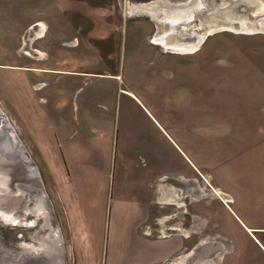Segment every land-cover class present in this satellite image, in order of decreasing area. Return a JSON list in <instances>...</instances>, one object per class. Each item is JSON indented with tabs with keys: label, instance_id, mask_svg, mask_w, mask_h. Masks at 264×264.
Here are the masks:
<instances>
[{
	"label": "rangeland",
	"instance_id": "1",
	"mask_svg": "<svg viewBox=\"0 0 264 264\" xmlns=\"http://www.w3.org/2000/svg\"><path fill=\"white\" fill-rule=\"evenodd\" d=\"M155 1L0 0V127L51 212L37 216L31 189L33 212L0 218V264H31L22 242L51 217L64 264H264V0H168L195 2L177 27L138 7ZM167 30L201 43L153 42ZM53 124L68 152L89 155L81 139L94 137L106 171L52 167L34 133L52 140ZM146 185L161 193L150 205ZM8 195L0 186V205ZM173 236L181 248L164 257Z\"/></svg>",
	"mask_w": 264,
	"mask_h": 264
},
{
	"label": "crops",
	"instance_id": "2",
	"mask_svg": "<svg viewBox=\"0 0 264 264\" xmlns=\"http://www.w3.org/2000/svg\"><path fill=\"white\" fill-rule=\"evenodd\" d=\"M16 109H17L19 115H22L21 108L19 106V103H17V102H16ZM22 117H23V115H22ZM61 128H62L61 125L58 127L55 124L51 125L49 132L52 131L51 134L53 135V139L48 140V141L45 140V136L42 133H39V131H36V133H34L35 137L38 138V143L40 144L41 149H43L44 152H47L49 154L48 157L52 163L51 164L52 167H54V168L65 167L67 172L69 173V176H70L71 175V169H72L71 168V162H72L76 167H81L83 170H85L86 176H88L89 173L93 174V172H95V170H97L98 173L100 171H102V174H103V170L106 171V165H105L106 159L102 156V152H101L102 146H99L100 144H98L95 141L96 139L94 140V137H91V136H89L88 138H82L81 139L80 145H86V150H88L90 152L89 153L87 151L89 153V155H87L85 157L82 154L80 149H76L74 151V153L68 152L71 150V147L76 146L77 144H75L72 140H71L72 141L71 142L70 141L71 138L66 137L63 134V130ZM14 136H15V134H14ZM15 139H16V136L14 137V140ZM15 144L17 145L16 142H15ZM94 168H96V169H94ZM83 180H84V178H83ZM192 181H194V179H192ZM195 181H196V183H198L199 180L197 178H195ZM163 184L164 183L162 182V179L158 178L157 179V187H158L159 191H160V185H163ZM146 186H148V185H146ZM173 187H176V183L175 184L171 183V187H169V188L171 189ZM169 188L167 187V189H169ZM148 191H149V193H148L146 199H144L145 200L144 202L146 204V200H147L148 204L150 205L149 202L151 201L152 196H154L155 191H152V189H150V186H148ZM159 191L156 192V194H155L156 196H159L161 194ZM83 196H84V194H83ZM83 196L80 194V197H77V196H75V197L77 200H79L78 203L80 204V209L83 210L84 214L85 213L87 214V211H88V215H89L90 213L88 210V205L85 203V200H84V197L86 200H87V198H86V196H84V197ZM93 203H94V201H90L91 206H93ZM83 206H85L86 208L84 209ZM144 207H145V205H144ZM133 228H132V230H130V231H132V232H130V234H132L131 239H135V238L141 239V235L139 234V230L141 231L142 228L139 230H135L134 225H133ZM149 228H150V226L147 229L148 231L143 232V234L145 236L147 235V237L157 236L158 229H155L154 227H152V229H150V231H149ZM147 232L149 234H146ZM158 239H161V238H158ZM162 241L164 242L165 247H167V249H168V250H166L164 257L173 256L181 248L182 243L177 241V238H175L174 236L162 238ZM166 241H167V243H166ZM164 257L161 256L160 261H162Z\"/></svg>",
	"mask_w": 264,
	"mask_h": 264
},
{
	"label": "bare ground",
	"instance_id": "3",
	"mask_svg": "<svg viewBox=\"0 0 264 264\" xmlns=\"http://www.w3.org/2000/svg\"><path fill=\"white\" fill-rule=\"evenodd\" d=\"M194 3L195 2H192V3L190 2L188 4L178 6L176 4L166 2V0H157V1H155L149 5H143V7H145V9H149V8L150 9L161 8L162 10L165 9L166 15L164 16V19H166L170 23H173L175 25V27H177L176 25L178 23H180L183 19L191 18L192 10H193L192 4H194ZM176 30H178V29H176ZM177 33L175 30H170V31L167 30L164 33H159V34L155 35L153 42L161 44L163 46H166L167 48L187 49V51L189 49L193 50V49L198 48V45L201 43L200 42L201 37L196 36L194 40H193V37L188 38L187 42H189V45H185V46L184 45H178V44H176V42L174 41V38H173V37L178 36ZM180 51H182V50H180ZM0 132H3L4 136H6L5 138H7L10 142H11V138L15 137L14 133H9L7 131V128H4V126L0 127ZM0 137H1V134H0ZM14 146H16V145H14ZM4 163L5 162H1L0 167H2V165ZM25 171H26V169H25ZM12 174H13V176L15 174L16 177H20V175H21V174L14 172V171L12 172ZM25 182L37 187L41 191V195L43 194V196L46 197V193H45L46 191L44 189V183H43L42 178L40 177V175L38 173H36L35 177H30V176L26 177ZM9 185H12L13 194L10 197L5 199V206L1 209V215L8 222H11L13 224H17L21 221V219H20V216L18 214H16V211H18V209L19 210H23V209L27 210L28 209L27 203L30 200V195L27 191H23L21 189H18L17 188V187H19L18 181H15V183H14L13 178L10 179ZM24 199H25V201L22 202ZM45 210H48V207L46 205V202L43 201L39 204V211H40V213H42ZM57 228H58L57 225H55L54 223H50L48 225V227L42 231L41 235H42L43 240L45 242V246H47V247L51 246V247L57 248L58 250H61V244L59 246L58 242L55 241V239H52L50 237L51 232L58 234ZM25 245H26L25 247L28 250H31L33 247H36L34 244H32L31 246H28L27 244H25ZM45 246H43V247H45Z\"/></svg>",
	"mask_w": 264,
	"mask_h": 264
},
{
	"label": "flooded vegetation",
	"instance_id": "4",
	"mask_svg": "<svg viewBox=\"0 0 264 264\" xmlns=\"http://www.w3.org/2000/svg\"><path fill=\"white\" fill-rule=\"evenodd\" d=\"M141 6H143V5H141ZM141 6H138L139 8H141V9H145V8H142ZM145 10H150V11H154V9L152 8V9H145ZM161 11H163L164 12V16L166 15V10L165 9H163V10H161ZM173 37V36H172ZM191 37H193V40L195 39V35L194 36H191ZM174 38V41L176 42V44H178V45H189V42H187L188 41V38L189 37H181V36H176V37H173ZM194 42V41H193ZM3 127V126H2ZM5 128V127H4ZM11 142L14 144V145H16L15 144V141H14V137H12L11 138ZM16 147H17V145H16ZM17 148H19V147H17ZM6 160H8V159H6ZM6 163H4L3 165H2V167H0V175H1V173L3 174V172H5V170H4V168H5V165ZM26 171H27V169H26ZM26 171L25 172H23L21 175H20V177H16V175L14 174V176L12 177L13 179H14V183H15V181H18L19 182V180H25V178L26 177H35V175H36V173H38L36 170H32L31 168H28V171H29V173H33V175H30L29 174V176L28 175H26ZM39 174V173H38ZM0 180L1 181H3V177H1L0 178ZM43 181V180H42ZM28 186H29V189H27V188H23V187H17L18 189H21V190H23V191H27L28 193H29V195H30V200H29V202L27 203V205H28V211L25 209H23L25 212L27 211V212H33V208L31 207V203L33 202V198H34V196H33V194L31 193V189L32 190H36V191H38L37 192V198H38V203H37V210H36V214H37V216L39 217V216H41V215H43V214H49V213H51L50 212V208H49V205H48V200H46V197H44L43 196V194L41 195V191L37 188V187H35V186H33V185H31V184H29L28 183ZM8 188V187H7ZM44 189H45V186H44ZM35 191V192H36ZM46 191V190H45ZM46 193V192H45ZM13 194V188H12V192L10 193V195H8L7 197H5L4 198V201H3V203H2V205H0V218H2L3 219V221L4 222H6V223H11V222H8L6 219H4L3 217H2V215H1V209L5 206V199L6 198H8V197H10L11 195ZM25 201V199L22 201V202H24ZM32 201V202H31ZM43 201H45L46 202V205H47V207H48V210H45L44 212H42V213H40V211H39V204L41 203V202H43ZM20 212H22V210H19L18 209V211H16V214H18L19 215V213ZM20 216V215H19ZM51 216V215H50ZM20 219H21V217H20ZM53 221V217H51L46 223H45V225H43V227H42V229L41 230H39L38 232H36V233H33V235H34V238H35V240H37L38 242L36 243L35 241H31V242H27V241H24V242H22V251H23V249L26 251V252H29V253H32V254H39V255H43L44 253H45V251L47 250V251H50L51 253H53L54 255H56V256H60V258L62 259V264H64L65 262H66V259H64V256H63V245H62V241H61V237H60V233H59V230H58V234L57 233H54V232H51L50 233V237L52 238V239H55V241H57L58 242V245L60 246V244H61V250H58L57 248H54V247H51V246H45V242H44V240H43V237H42V235H41V233H42V231L45 229V228H47L48 227V225L50 224V223H53L52 222ZM20 222H22V219H21V221ZM19 222V223H20ZM36 222V220L34 219L30 224H32V223H35ZM19 223H17V224H13V223H11L12 225H18ZM56 225V224H55ZM58 229V228H57ZM60 238V239H59ZM25 244H27L28 246H31L32 244H34L36 247H33L31 250H28L25 246ZM43 246H45V247H43Z\"/></svg>",
	"mask_w": 264,
	"mask_h": 264
},
{
	"label": "water",
	"instance_id": "5",
	"mask_svg": "<svg viewBox=\"0 0 264 264\" xmlns=\"http://www.w3.org/2000/svg\"><path fill=\"white\" fill-rule=\"evenodd\" d=\"M166 2H169L166 0ZM7 128V126H4ZM9 128V126H8ZM0 163L5 162L6 166L4 168L5 172L1 173L0 178L3 177V181L0 180V186L3 189L9 191V195L12 192V185H9L10 179L13 177L12 172H16L18 174H22L25 169L26 175L29 176L31 173L28 171V166L25 161L21 158V150H19L12 142H10L6 136H4L3 132H0ZM8 159V160H6ZM18 185L23 188L29 189L28 183L25 180H19ZM8 187V188H7ZM35 191V190H34ZM24 211V210H22ZM44 255H47L46 257ZM44 256V257H43ZM25 258V257H24ZM26 262L31 264H62V259L60 256H56L50 251H45L43 255L33 254L32 256H28L25 259Z\"/></svg>",
	"mask_w": 264,
	"mask_h": 264
}]
</instances>
